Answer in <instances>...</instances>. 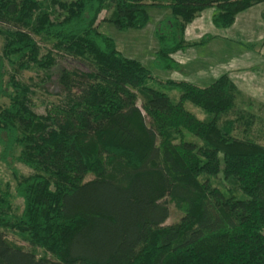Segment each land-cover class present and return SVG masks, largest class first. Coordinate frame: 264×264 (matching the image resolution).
Returning <instances> with one entry per match:
<instances>
[{
	"label": "trees",
	"instance_id": "16d2710c",
	"mask_svg": "<svg viewBox=\"0 0 264 264\" xmlns=\"http://www.w3.org/2000/svg\"><path fill=\"white\" fill-rule=\"evenodd\" d=\"M260 3L0 0V99L9 101L0 110L1 158L31 170L17 174L14 195L0 192V264H264V144L235 134L255 121L236 110V82L228 73L207 86L167 80L181 89L174 101L100 29L102 21L143 29L150 7H168L154 63L180 69L174 53L216 37L186 39L200 12L215 7L213 24L227 28ZM60 54L77 61L65 71L72 83L41 114L19 73L49 72ZM170 205L182 217L167 224Z\"/></svg>",
	"mask_w": 264,
	"mask_h": 264
},
{
	"label": "rangeland",
	"instance_id": "374dc122",
	"mask_svg": "<svg viewBox=\"0 0 264 264\" xmlns=\"http://www.w3.org/2000/svg\"><path fill=\"white\" fill-rule=\"evenodd\" d=\"M264 6V3H261ZM214 8V7H213ZM258 8V7H257ZM216 9V8H215ZM211 8L205 9L203 13L190 22L187 27V37L190 41H197L205 34L217 35L214 39L204 45H197L187 48L184 52L186 62L179 71L162 70L155 66L154 54L158 49L159 42L156 29L161 25L160 21L171 15L170 8H149L150 21L143 29L119 30L113 23L102 21L100 29L111 36L117 42L118 49L127 56L133 63L140 64L148 68L156 77L155 81H149V85L167 92L174 101L181 98V89L167 84V80H186L200 86H207L214 82L223 73H228L236 82L239 93L236 100V110L255 114V121L250 130L246 131V124L239 123L235 129L238 137H253L264 144V47L259 40L264 39V24L253 17H241L237 25V34L247 33L250 39H243L233 36L231 29L217 28L212 21ZM250 14V13H248ZM108 12L104 10L99 20H102ZM249 40L255 42V46L250 48L247 44ZM4 38L0 34V53L3 50ZM58 65L49 72L43 70H25L19 73V78L29 84L33 97L37 103V111L46 113V106L51 102H61L67 93L66 85L72 83L71 74L66 77V72L73 70L77 61L71 57L61 56ZM206 64L211 66L210 75H215L214 79H201V72L197 66ZM74 90H77L74 88ZM141 105L143 94L139 91ZM7 98L0 99V110L8 103ZM186 107L201 119H209L203 109L186 101ZM234 116V115H232ZM187 140H194L196 137L185 132ZM30 168L18 162L10 156L6 160L1 158L0 146V192L9 191L14 195L17 182V174H28ZM240 197L246 195L240 191ZM17 211L20 212L23 206L21 198H15ZM171 216L167 224H172L182 217V213L174 206L170 205ZM9 237L20 244L27 245L24 241L13 234ZM40 253H42L40 251Z\"/></svg>",
	"mask_w": 264,
	"mask_h": 264
},
{
	"label": "crops",
	"instance_id": "0c3cea01",
	"mask_svg": "<svg viewBox=\"0 0 264 264\" xmlns=\"http://www.w3.org/2000/svg\"><path fill=\"white\" fill-rule=\"evenodd\" d=\"M164 8H167V7H164ZM210 8H211V12L210 13H211V15L213 17V14L216 12L217 9H215V7L214 8L210 7ZM263 10H264V6H262L261 3H260L258 5H255L253 7L248 8L247 10H244V11L240 12L237 15V17H236L235 22L231 26L227 27L226 29H228V30L231 29L230 33L231 34L234 33L233 36H235V37L243 38V39H247V40L250 39V37H249L250 35L247 34V33H242V36H239L237 34L238 21H239V19L241 17H253L254 16L256 18V20H260L264 24V21H263V18H262ZM203 11H205V10H203ZM203 11L201 13H203ZM248 13H250V14H248ZM186 37H187V30H186ZM188 41H190V40H188ZM248 42H251L249 44H253V45H249L250 48H252V47L255 46V42H258V41L249 40ZM259 42H261L263 47H264V39L259 40ZM185 50L186 49H182V50H179V51H177L176 53L173 54L174 59L177 62L180 63V69H181V66H183L185 64V62H186V55L184 54ZM197 68H198V71L201 72V75H202L201 79L210 80V79H214L215 78V75H210L211 72H209V69L212 68L211 66H206V64H201L200 66H197ZM169 70L179 71V69H169Z\"/></svg>",
	"mask_w": 264,
	"mask_h": 264
}]
</instances>
